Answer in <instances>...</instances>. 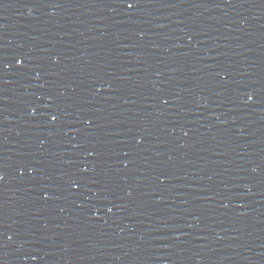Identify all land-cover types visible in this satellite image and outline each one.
I'll return each instance as SVG.
<instances>
[{
  "label": "water",
  "instance_id": "obj_1",
  "mask_svg": "<svg viewBox=\"0 0 264 264\" xmlns=\"http://www.w3.org/2000/svg\"><path fill=\"white\" fill-rule=\"evenodd\" d=\"M0 264H264V0H0Z\"/></svg>",
  "mask_w": 264,
  "mask_h": 264
},
{
  "label": "snow or ice",
  "instance_id": "obj_2",
  "mask_svg": "<svg viewBox=\"0 0 264 264\" xmlns=\"http://www.w3.org/2000/svg\"><path fill=\"white\" fill-rule=\"evenodd\" d=\"M133 5H134V4H132V3H129V4H128V7H129V8H132V7H133ZM54 119H55V118H54Z\"/></svg>",
  "mask_w": 264,
  "mask_h": 264
}]
</instances>
